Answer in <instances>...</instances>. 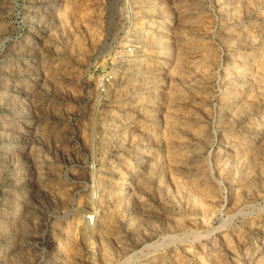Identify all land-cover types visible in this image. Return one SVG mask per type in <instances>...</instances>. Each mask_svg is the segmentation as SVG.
I'll return each instance as SVG.
<instances>
[{"label": "rangeland", "instance_id": "374dc122", "mask_svg": "<svg viewBox=\"0 0 264 264\" xmlns=\"http://www.w3.org/2000/svg\"><path fill=\"white\" fill-rule=\"evenodd\" d=\"M148 1L0 0V264H264V0Z\"/></svg>", "mask_w": 264, "mask_h": 264}, {"label": "bare ground", "instance_id": "6f19581e", "mask_svg": "<svg viewBox=\"0 0 264 264\" xmlns=\"http://www.w3.org/2000/svg\"><path fill=\"white\" fill-rule=\"evenodd\" d=\"M138 1L145 2V3H148V2H149L148 0H138ZM138 41H139V39L136 38V39H134V40L132 41V43L138 45V44H139ZM166 63H167V62H166ZM134 68L136 69V66H134ZM124 72H126V71H124ZM135 73H138V72H135ZM135 73H134V74H135ZM138 79H139L138 77H135V80H133V81L136 82ZM139 83H141L140 86L143 85V83H142L140 80H139ZM85 219H87L89 222H92V221H93V217L90 216V215L86 216Z\"/></svg>", "mask_w": 264, "mask_h": 264}]
</instances>
